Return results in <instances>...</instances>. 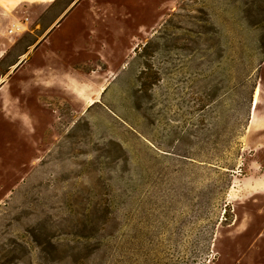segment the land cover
<instances>
[{
	"label": "rangeland",
	"instance_id": "374dc122",
	"mask_svg": "<svg viewBox=\"0 0 264 264\" xmlns=\"http://www.w3.org/2000/svg\"><path fill=\"white\" fill-rule=\"evenodd\" d=\"M0 264H264V0H0Z\"/></svg>",
	"mask_w": 264,
	"mask_h": 264
},
{
	"label": "bare ground",
	"instance_id": "6f19581e",
	"mask_svg": "<svg viewBox=\"0 0 264 264\" xmlns=\"http://www.w3.org/2000/svg\"><path fill=\"white\" fill-rule=\"evenodd\" d=\"M13 27L15 29H14L12 34L21 32V30L19 29V27L17 25H14ZM259 96H260V91H259V89H257L256 93H255L254 103H253L254 110H256L260 104ZM95 104H96V100L94 98L90 99L89 106H94Z\"/></svg>",
	"mask_w": 264,
	"mask_h": 264
},
{
	"label": "built area",
	"instance_id": "2783aa9c",
	"mask_svg": "<svg viewBox=\"0 0 264 264\" xmlns=\"http://www.w3.org/2000/svg\"><path fill=\"white\" fill-rule=\"evenodd\" d=\"M13 28H14V27H13ZM14 29H15V28H14ZM14 29H11V31H10L11 34L13 33Z\"/></svg>",
	"mask_w": 264,
	"mask_h": 264
}]
</instances>
